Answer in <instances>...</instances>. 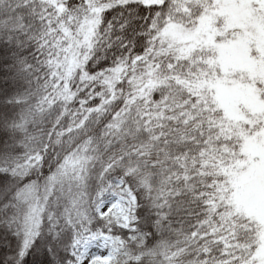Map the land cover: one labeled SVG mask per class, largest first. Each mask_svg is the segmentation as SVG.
I'll return each mask as SVG.
<instances>
[{
	"label": "snow or ice",
	"instance_id": "1",
	"mask_svg": "<svg viewBox=\"0 0 264 264\" xmlns=\"http://www.w3.org/2000/svg\"><path fill=\"white\" fill-rule=\"evenodd\" d=\"M0 264H264V0H0Z\"/></svg>",
	"mask_w": 264,
	"mask_h": 264
}]
</instances>
